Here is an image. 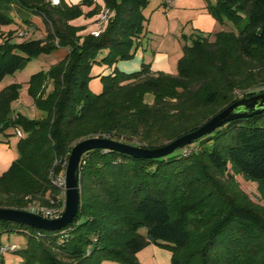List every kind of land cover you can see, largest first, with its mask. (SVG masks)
I'll use <instances>...</instances> for the list:
<instances>
[{
  "label": "trees",
  "instance_id": "obj_1",
  "mask_svg": "<svg viewBox=\"0 0 264 264\" xmlns=\"http://www.w3.org/2000/svg\"><path fill=\"white\" fill-rule=\"evenodd\" d=\"M101 1L113 17L95 38L79 35L80 28L70 22L83 15L81 6L93 7L89 17L97 14L96 0L80 5L0 0V29L11 25L16 13L43 34L20 44L7 35L0 45V83L32 58L68 50L63 61L29 81L38 120L13 113L20 85L0 92V133L9 138L13 133L8 131L19 128L24 134L16 160L0 177V209L50 206L58 193L50 174L63 171L61 164L82 140L107 138L159 148L233 103L264 93L251 73L264 67V0H216L209 13L217 22L230 21L235 33L221 31L213 41L201 37L183 47L176 75L153 74L146 64L130 74L115 69L99 75L102 90L93 94L88 88L93 65L112 67L133 57L148 4ZM102 52L106 55L98 60ZM47 81L52 91L45 96ZM218 177L240 195L231 194ZM236 177L260 186L259 203L239 189ZM78 185V212L59 231L0 221V238L8 232L27 236L26 248L13 252L23 264H140L137 255L149 245L170 249L172 264H264V111L233 120L159 159L89 151L80 160Z\"/></svg>",
  "mask_w": 264,
  "mask_h": 264
},
{
  "label": "rangeland",
  "instance_id": "obj_2",
  "mask_svg": "<svg viewBox=\"0 0 264 264\" xmlns=\"http://www.w3.org/2000/svg\"><path fill=\"white\" fill-rule=\"evenodd\" d=\"M82 1L80 2V4L82 3ZM156 1H158V0H148V4H147L146 8L144 9L145 13L148 12L147 14H149V10H151L154 7V2L156 3ZM98 5H99V8L101 10L105 7L100 2H98ZM83 7H85V6H81V10ZM88 8H90V7H88ZM92 10H93V7L91 8V11ZM101 10H99V13ZM144 10H143V12H144ZM155 10H156V8L154 9V11ZM88 13H86L85 15L83 14L84 16L79 17L78 19L74 20L75 25H73V26L76 28H80L79 35H81V36L89 35L91 32V28L94 25L93 19L88 18V15H87ZM11 19H12V24L9 26L2 27V31H1L2 33H6V34L8 33L9 34L14 30L13 26H15V24L18 23V18L15 14H11ZM217 23H218V26H220L221 31L233 32V33L236 32L235 26L230 21H228L226 19L223 20L222 23H220V22H217ZM221 31H219V32H221ZM217 33H218V31L214 34L212 33V35H207V36L203 35V38L207 37L210 41H213L214 35ZM151 35L153 37L151 39H154V37H157L156 39H157V41H159V37H160L161 33H152ZM13 38L14 39L11 40L13 44H20V43L27 40V39L17 40L16 39L17 37L15 35ZM190 44H188V46H190ZM153 48H155V47H153ZM163 50H165L167 52V54L169 55V57L171 59V64L167 65V66L165 65L164 68H165L166 72H163V73L170 75L171 73H168V72H171L170 68H174L173 69L174 72L177 73L178 62L183 56V48L181 51L182 52L181 55H180V51H178L174 47H161L160 52H162ZM67 54H68V50L66 48H57V49L53 50L50 54H42L36 58L30 59L21 70L16 72L13 76H7L4 79L3 83H6L8 81H12L14 84L20 85L19 96H18L19 100L17 103H15L13 105V108H15V110L17 108H19L20 113H18V114H20L22 117L26 118L27 120H38L39 118H41V113L34 108L33 100L28 93L29 81L33 75H36L40 72L47 73V71L49 70V67L47 66V64H49L51 62H54V63L61 62L65 59ZM105 55H106V52H102L98 56L97 59L101 60ZM134 55L130 59L120 60V61L115 62L112 66L114 69H110L109 65L95 63L91 69V73L92 74H100V76H101L103 73H106V72L111 71V70H115L119 66V64H123V63L131 64L133 62L134 63L139 62V67H137V69H133V70L127 71L125 73L139 71L141 69V66H140L141 61H139V59L137 57L134 58ZM177 58H179V59L177 60ZM263 62H264V59H262V61L260 62L261 65L264 64ZM159 68H161V67H159ZM253 69H255V70L252 71L251 73L254 74L257 81L260 82L259 85H262L259 87H263L264 86V67L263 68H253ZM159 73H161V72H159ZM100 76L98 75V76L92 78L88 83L89 91L92 92L93 94H99L102 90V84L100 81ZM22 83L23 84L28 83L26 85H23V87H24L23 90H21ZM25 86H26V92H24ZM45 86H46L45 96H47L52 91V83L50 81H47V84ZM235 95H238L237 91H235ZM146 101L148 103H152V97H147ZM8 133H13V136L6 138L4 136V134L0 133V141L4 142V144H8L12 150H16V152H17V145H18L19 139L15 136L14 129H10L8 131ZM11 164L12 163H10L9 165H7V167H5V170L0 174V177L3 176L7 172V170H9ZM218 180L222 181V185H224L225 188L231 194L238 195V196L240 195V194H238L239 190L237 191V189L235 188V186L233 184H229L228 182H226L224 179H222L220 177H218ZM236 181L238 182L239 189L243 193H245L252 200V202H254L255 204L259 203L258 198L263 194H262V191L260 190V186L258 184L244 181L241 177H236ZM63 203H64V200L62 198V191L60 190L56 194V198L54 200H50V203H49L50 206H42V207H50V208H56V209L61 208L62 209ZM29 206L31 207L30 204L28 205V207ZM35 206L37 207V206H39V204L35 205ZM35 206H33V207H35ZM139 232L142 235H145V233H146L145 229H141ZM27 242H28V238L23 233L8 232V233H4L3 235H1V238H0V245L9 246L11 244H14L17 246L18 250L26 248ZM151 250L152 251L156 250L157 254L159 255V258H161L162 261H159L158 258L156 259V257L153 255ZM141 253H142V255L140 257H141L142 261H139L140 264H172V251L168 248L159 247L156 245H149L146 248H144L141 252H139L138 254H141ZM3 259H4L3 264H23V259L18 254L7 253L5 255V257L0 258V264L2 262L1 260H3ZM102 264H117V263L104 261Z\"/></svg>",
  "mask_w": 264,
  "mask_h": 264
},
{
  "label": "crops",
  "instance_id": "obj_3",
  "mask_svg": "<svg viewBox=\"0 0 264 264\" xmlns=\"http://www.w3.org/2000/svg\"><path fill=\"white\" fill-rule=\"evenodd\" d=\"M54 1H56L57 3L59 2V0H54ZM81 1L82 0H65V2L71 5H79ZM98 2L104 5L101 0H96L97 5ZM163 2L164 0H158L156 1V3L154 2V7L151 10H149V14H147L148 12L145 13L144 10L143 12V16L145 18L144 31L140 35L139 40L137 41L138 44L136 45V49L134 51L135 55L133 54L134 58L137 57L139 61H141L140 66L142 67L143 64L149 65L150 70L153 74H157L159 72L161 73L166 72L164 68L165 65L167 66L171 64V59L167 54V52L165 50L160 52L161 47H174L178 51H180V55H181L182 48L188 46V44L190 43L192 44V42L196 38H201L203 37V35L206 36L212 35V33L214 34L217 31L218 32L221 31L220 26H218V23L214 20V18L211 16V14L208 11V6L215 4L216 0H175L168 11H164ZM91 8L92 7L90 8L83 7L82 8L83 14L85 15L86 13L90 12ZM155 8L156 10L154 11ZM13 14L16 15V13ZM98 14L99 11L97 14L91 17L88 16V18L93 19L94 21V25L92 26L91 31H93L95 28V21L97 19ZM20 19L21 18H18V23L15 24V26H13L14 30L11 32L12 33L11 40L14 39L13 37L18 30H21L26 26ZM70 24L75 25L74 21H71ZM1 31L2 28L0 29V45H2L9 37L7 36L8 33L7 34L2 33ZM152 33H161L159 37V41H157L156 39L157 37L151 39L153 38L151 35ZM42 38H43V34L40 31L36 30L35 28V32L29 38H27L26 41L39 40ZM16 39L22 40L18 38ZM178 59L179 58H177V60ZM56 63L51 62L47 64V66L50 68V66ZM137 67H139V62L136 63L133 62L131 64L123 63V64H119L116 70L125 73L127 71L137 69ZM110 69H114V68L110 67ZM170 69L171 72L168 73H171L170 75H176V73L173 70L174 68H170ZM111 72H113V70L103 73L102 75L105 74L107 75ZM130 73H126V74H130ZM92 75L93 77H96L100 74H92ZM3 82L4 80L0 83V92L4 88H6L7 86L13 83L12 81H8L6 83ZM26 84L22 83L21 90H23L24 88L23 85ZM24 92H26V86ZM18 100L19 99L11 103V109L14 114L20 113L19 108H17L16 110L15 108H13V105L17 103ZM16 158H17L16 150H12L8 144H4V142L0 141V174L5 170V167H7V165H9L10 163H13L16 160ZM151 252L156 257V259L158 258L159 261H162V259L159 258V255L157 254L156 250L154 251L151 250ZM5 255L6 254L0 256V258L5 257ZM141 255L142 253L137 255L139 261H142L140 257ZM1 261H2L1 264H3L4 259Z\"/></svg>",
  "mask_w": 264,
  "mask_h": 264
},
{
  "label": "water",
  "instance_id": "obj_4",
  "mask_svg": "<svg viewBox=\"0 0 264 264\" xmlns=\"http://www.w3.org/2000/svg\"><path fill=\"white\" fill-rule=\"evenodd\" d=\"M263 111L264 93L241 99L210 118L195 131L155 149L133 147L107 138H88L82 140L73 146L68 157L64 175L65 203L63 212L58 218L45 219L28 211L0 209V221L23 224L34 230L59 231L68 226L78 212L80 202L78 172L80 160L85 153L93 150H105L122 153L136 159H159L198 142L233 120L250 117Z\"/></svg>",
  "mask_w": 264,
  "mask_h": 264
},
{
  "label": "built area",
  "instance_id": "obj_5",
  "mask_svg": "<svg viewBox=\"0 0 264 264\" xmlns=\"http://www.w3.org/2000/svg\"><path fill=\"white\" fill-rule=\"evenodd\" d=\"M175 0H164L163 2V9L164 11H168L172 4L174 3ZM53 5H56L57 2L52 0L51 2ZM113 13L110 9L104 7L100 13L97 16V19L95 21V28L93 31L90 32V35L97 38L99 37L106 29L109 21L112 19ZM35 32V28L33 26H25L23 29L18 30L15 33V36L18 39H27L29 38L33 33ZM15 131V136L18 139H22L24 137L23 132L19 129L16 128L14 129ZM68 161V160H67ZM67 161L63 162L60 167L63 168V171L59 175H54L53 173L50 174V179L53 183V185L58 189V191H62V198L65 203V169L67 166ZM57 164V163H55ZM64 203H63V208L61 209H56V208H50V207H42V206H31L27 209L28 212L39 215L45 219H56L58 218L61 213L63 212L64 209ZM17 250V246L12 244L9 246H1L0 247V256H3L4 254L7 253H13L14 251Z\"/></svg>",
  "mask_w": 264,
  "mask_h": 264
}]
</instances>
